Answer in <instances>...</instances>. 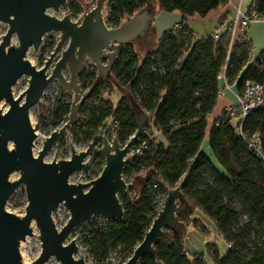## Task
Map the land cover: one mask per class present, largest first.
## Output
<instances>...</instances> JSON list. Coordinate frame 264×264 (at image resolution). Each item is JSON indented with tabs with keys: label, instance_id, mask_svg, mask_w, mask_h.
<instances>
[{
	"label": "trees",
	"instance_id": "1",
	"mask_svg": "<svg viewBox=\"0 0 264 264\" xmlns=\"http://www.w3.org/2000/svg\"><path fill=\"white\" fill-rule=\"evenodd\" d=\"M149 1L106 0L107 21L116 26L124 16L132 15ZM151 1L158 2L166 11L179 10L182 20L165 29L156 47L141 57L132 41L121 44L111 65L109 71L118 84L127 87L135 101L138 96L139 106L148 110L145 125L149 126L151 137L142 132L140 139L146 138L147 146L134 153L124 166L123 174L131 180L130 189L134 184L139 189L132 199L127 193H119L123 214L101 223L97 217L87 220L89 252L99 264L105 263L112 249L120 248L130 256L157 213V195H165L180 182V195L189 209L211 218L226 241L225 255L220 254L216 242H206L210 264H264V106L246 114L242 124L244 135L230 122L224 109L208 121L218 99L223 66L226 64L224 75L228 84L245 66L237 82V91H241L246 79L264 78V48L247 64L250 43L248 39L232 40L230 29L217 37H194L187 18L195 14L204 17L228 0ZM255 8L264 15V0H256ZM80 76L91 80L96 77L94 71H81ZM104 80L102 85L100 77L96 79L83 99L80 122L73 124L87 142L96 134L93 128L106 116L107 120H117L113 133L118 141L128 139L138 126L125 95L121 94L115 107L108 105L104 93L112 81L107 76ZM99 93L100 100L95 103ZM68 111L67 103H59L56 116H63L65 121ZM157 132L161 138L156 136ZM74 137H78L76 132ZM249 138L258 139L262 155L250 149ZM204 139L209 152L201 148ZM90 153L103 155L100 150ZM235 201L247 215L244 223L238 221L239 211L232 205ZM192 222L194 226L201 225L202 232L207 231L201 216L194 215ZM184 230L182 225L164 229L153 251L143 255L138 264H209L202 252L185 249ZM247 241L251 246L243 253Z\"/></svg>",
	"mask_w": 264,
	"mask_h": 264
},
{
	"label": "water",
	"instance_id": "2",
	"mask_svg": "<svg viewBox=\"0 0 264 264\" xmlns=\"http://www.w3.org/2000/svg\"><path fill=\"white\" fill-rule=\"evenodd\" d=\"M77 1L85 10L91 0ZM105 1L97 0L80 19L72 20L69 15L59 18L46 11L49 6L58 9L65 0H0V20L8 23L0 40V102H8L6 109L0 106V264H43L50 255H54L61 264H87L82 257H75L78 245L69 236L71 230L92 216L109 219L123 214L119 193L128 190L123 169L133 144L143 132L146 115L127 87L119 85L108 70L121 44L146 33L154 12V2L150 0L118 25L108 27L102 14ZM50 30H58L59 39L42 66L36 67L25 57L27 49L30 45L37 48L43 34ZM13 33L17 36V45L10 44ZM66 40V47L51 65L57 50ZM104 58L108 59L106 64L102 63ZM87 59L97 67L98 75L84 96L104 73L128 99L138 126L123 144L117 137L108 141L103 136L102 146L98 148L105 160L102 169L94 178L74 183L69 182V175L74 170L88 168L86 157L98 134L80 150L70 143L69 158L45 161L44 156L52 145H56L68 126L79 119V107L84 96L80 99L77 77ZM64 67L68 68V77L64 75ZM22 74L29 75L28 86L14 96L12 84ZM53 78L58 79L63 90L73 91L74 97L67 119L43 139L42 147L34 154L36 131L30 121L29 109ZM13 170H18L20 174L10 180L9 174ZM19 183H24L27 197L25 212L21 216L5 207L7 198ZM180 193L179 185L166 193L142 240L122 264H138L143 255L153 251L164 229L176 226L180 212L186 207L185 202H178ZM60 203L66 206L70 215L65 224L57 228L54 215H57ZM32 219L39 229L37 236L41 251L34 260L26 262L22 260L19 244L26 234L32 233Z\"/></svg>",
	"mask_w": 264,
	"mask_h": 264
},
{
	"label": "rangeland",
	"instance_id": "3",
	"mask_svg": "<svg viewBox=\"0 0 264 264\" xmlns=\"http://www.w3.org/2000/svg\"><path fill=\"white\" fill-rule=\"evenodd\" d=\"M86 2L90 0H84ZM97 0H91L90 4L88 6H84L78 2L77 0H65L63 4L59 6L58 9H55L53 7H47L46 11L54 15L56 17H62L64 15H69L72 20H77L79 17L81 18L83 13L91 9L95 4ZM108 13V6L107 2H104L103 8H102V14L104 18L107 17ZM130 15L124 16L122 21ZM79 18V19H80ZM121 21V22H122ZM199 22V21H198ZM8 28V23L4 20H0V40L2 38L1 34H4ZM147 31V30H146ZM60 32L58 30H50L43 34L41 38V42L38 45L37 48L34 49L33 45H30L27 49L25 57L36 67L42 66L45 59L49 56L50 52L53 50L54 45L56 44L57 40L59 39ZM67 40L60 46V48L57 50L53 62L60 56L61 50L66 47ZM133 44L137 48L138 54L141 57L146 51L151 48L152 45L155 44L153 37L150 34H147V32L141 36H137L136 38L132 39ZM17 45L18 39L15 33L12 34L10 39V44ZM115 45V44H114ZM141 50V51H140ZM117 54L115 55L114 59L116 58ZM113 59V61H114ZM108 62L107 58L102 59V63L106 64ZM113 63V62H112ZM84 72L88 71H94L95 75H98L97 67L90 62L89 59L86 60V63L84 65L83 70ZM109 71V70H108ZM64 75L69 76V71L67 67H64L63 69ZM101 79V83L105 82L104 80V73L99 76ZM28 78L29 75L22 74L14 84H12V93L14 96L18 95L22 91L26 89L28 86ZM95 79V78H94ZM77 81L79 84V91H80V99L82 96H84L88 89L90 88V85L93 83V80L89 78H83V77H77ZM102 85L100 88V91L102 92ZM104 96H106L109 99V104L112 107H115L118 103V100L120 99L121 93L117 89L114 82H111L107 88V93H104ZM74 92L73 91H67L63 90L58 79L53 78L48 85L45 87L42 95L40 96L39 100L36 101L34 104L30 106L29 109V115H30V121L32 125L35 128L36 131V138L38 141V144L33 145L34 146V154L38 152V150L43 145V139L47 137L50 132L58 128L63 122V116L58 118L56 116L57 114V107L59 103H67L69 105V108L71 106V103L73 101ZM85 97V96H84ZM81 101V105L79 107V113H81V109L83 106V99ZM100 100V93L95 97V103H98ZM138 106H139V98L137 96L136 100ZM2 109H6L8 107V102L5 100H2ZM142 112L146 115V120L148 117V110L144 107L139 106ZM145 120V121H146ZM104 121H107L108 124H105ZM117 120L112 121L111 118L107 120V116L103 119L102 122H100L95 128H93V131L98 134L97 140L95 144L93 145L90 152H94L97 150H100L98 148H101L103 143V136L108 141H111L113 137H116V135L113 133L116 129V122ZM78 120L75 123H79ZM144 127L146 129H149L148 125H145ZM74 132L77 133L78 137H74ZM112 133V134H111ZM36 140V141H37ZM127 140V139H126ZM126 140L120 141V144H123ZM36 143V142H35ZM70 143L77 149H83L87 145V141L84 139L83 134H81L76 128L74 129L73 124L69 125L67 130L64 134L59 138V140L56 142V145H52L48 151L46 152L44 156L45 161H51L54 159H61V158H69L71 155V149H70ZM9 146H12V142L9 143ZM86 160L89 162V166L85 170H74L69 175V182H86L92 178H94L102 169V166L104 165V155H92L89 153V155L86 157ZM145 170H142V173ZM20 172L18 170H13L9 174V179L14 180L19 176ZM183 179V178H182ZM131 183V180H130ZM130 185V184H129ZM135 187L133 189H130L128 186L127 190V196L129 198H133L137 191H138V184H134ZM176 185H180V182ZM166 195V194H165ZM165 195H157V198L160 200L162 198V203L165 199ZM178 202H185L181 195L178 197ZM27 203V197H26V191H25V185L24 183H19L10 193L9 197L7 198V201L5 203V207L7 210L12 211L16 213L17 215H23L25 212V206ZM186 203V202H185ZM232 205L239 211L238 213V221L239 223H244L247 220V215L244 212L243 208L241 207L239 202H233ZM57 215H54V221L57 226V228L61 227L67 219L69 218L70 212L66 208V206L63 203H60L57 211ZM198 211L196 210H190L188 205L186 204L185 209H183L179 216V222L176 224L175 227H185L184 230V241L185 246H189L190 244H194V246L201 245L203 248H205L204 240L208 239L209 241H216L218 243V247L220 248L221 255H225L227 252L226 242L222 241L219 236H214L212 233L209 236L203 237L200 232L195 229L192 225V218L194 215H197ZM96 217V216H92ZM91 217V218H92ZM98 218V217H97ZM207 218L208 225L213 227L215 224L213 220L209 217ZM90 219V218H89ZM105 219L98 218V222H102ZM87 225V221L83 222L82 224L75 226L69 236L70 238H74L77 245H78V252L75 253V257H82L87 264H99L97 261H95L90 252H89V245H88V235H86L85 232V226ZM30 226L32 228L31 234H26L24 237L25 239L20 240L19 249L21 253L22 260L26 262H30L34 260L38 254L41 251V243L40 239L37 236L39 234V229L35 223V220H31ZM252 237L254 236V231H251L250 234ZM251 244L249 241L246 242L245 246L242 248V252L246 253L249 251L248 247H250ZM82 256H81V255ZM128 255L124 254V252L120 248L112 249L104 264H122L126 259ZM43 264H61L60 261L54 256L50 255L48 259Z\"/></svg>",
	"mask_w": 264,
	"mask_h": 264
},
{
	"label": "crops",
	"instance_id": "4",
	"mask_svg": "<svg viewBox=\"0 0 264 264\" xmlns=\"http://www.w3.org/2000/svg\"><path fill=\"white\" fill-rule=\"evenodd\" d=\"M249 2L250 0H228L224 6H220L216 9L210 10L204 17H201L198 14L188 17L186 21L187 25L192 29L195 38L204 37L207 34L213 32L219 34L228 28V24L236 17L238 10L243 11L247 8ZM181 20L182 13L179 10L166 11L159 5L158 2L154 1V12L150 18V24L146 32L153 37L155 44L152 45L149 50L156 47L159 37L165 29L177 26L181 22ZM236 33L238 34V31H236ZM244 33L250 43V53L247 60L248 64L249 62L253 61L259 55L260 51L264 48V19L252 20L251 22H249L248 25L244 28ZM136 51L138 52L139 50H137L136 48ZM243 68H245V66H243ZM243 68L238 71L231 83L228 84L229 87L222 94H218L216 105L208 117L209 122L211 121V119L214 120L215 117H217L222 112L226 105L235 101V92L238 88L237 82L241 76ZM224 84L225 80L221 78L220 86ZM156 136L158 138H161L158 132ZM201 148L209 152L207 139L203 140ZM195 216H201L203 221L207 224V231L205 232L201 231V225H192L200 232L203 237L209 236L212 233V235L216 237L219 236L222 241H225L217 231L216 225H214L213 227L211 226V224L210 226L208 225L206 215L198 210V214ZM208 241V239L204 240L205 248H203L201 245L194 246V244L185 246V241L184 247L189 251L202 252L204 254L206 262L210 264L211 260L206 248V242Z\"/></svg>",
	"mask_w": 264,
	"mask_h": 264
},
{
	"label": "built area",
	"instance_id": "5",
	"mask_svg": "<svg viewBox=\"0 0 264 264\" xmlns=\"http://www.w3.org/2000/svg\"><path fill=\"white\" fill-rule=\"evenodd\" d=\"M255 5H256V0H250L247 8L243 11L238 10L236 17L228 24V29L232 31V40L233 39H238L239 41L246 40L247 37L244 33V28L248 25V23L251 22L252 20L264 19V15H260L259 13H257ZM104 21L108 27L114 26L112 23L107 21V18H104ZM236 31H238V34L236 33ZM210 34L213 37H217L218 35L216 32ZM225 70H226V64L223 66V70L219 75V77L223 78L224 80H225V75H224ZM228 87L229 85L225 80V84L220 86L218 90V94H222ZM259 106H264V78L261 81L246 79L243 83V87L241 91L235 92V101L226 105L224 107V110H225V114L229 117L230 122L237 128L240 134L244 135V132L242 130V124L246 114L250 110ZM143 131L146 136L151 137V132L149 129H143ZM137 141H138L137 143L135 142L133 144L131 151L128 154L129 160L131 159L134 153L140 152V150L143 147H146L148 144L146 138L140 139L139 137ZM247 143L251 150L256 151V153H258L259 155H262V152L259 148L258 139L249 138L247 140ZM122 175L129 186L130 180H128L126 175L124 174ZM152 186L155 187L156 184L153 183ZM155 205L158 211L162 206V198L160 200L156 198ZM228 245L230 244L228 243Z\"/></svg>",
	"mask_w": 264,
	"mask_h": 264
},
{
	"label": "bare ground",
	"instance_id": "6",
	"mask_svg": "<svg viewBox=\"0 0 264 264\" xmlns=\"http://www.w3.org/2000/svg\"><path fill=\"white\" fill-rule=\"evenodd\" d=\"M2 104H3V103H2V101H1V102H0V106H2ZM36 140H37V138H35V140H34V145H35V144H36V145L38 144L39 139H38L37 141H36ZM35 142H36V143H35ZM33 151H34V146H33ZM20 245H21V244H20Z\"/></svg>",
	"mask_w": 264,
	"mask_h": 264
}]
</instances>
